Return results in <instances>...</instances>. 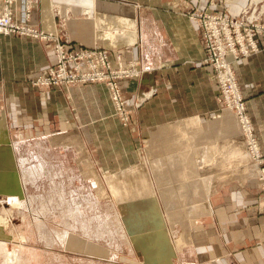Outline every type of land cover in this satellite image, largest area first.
I'll use <instances>...</instances> for the list:
<instances>
[{
	"label": "crops",
	"instance_id": "crops-1",
	"mask_svg": "<svg viewBox=\"0 0 264 264\" xmlns=\"http://www.w3.org/2000/svg\"><path fill=\"white\" fill-rule=\"evenodd\" d=\"M212 2L214 7L206 0H15L13 17L74 48L104 49L114 67L119 60L139 71L140 77L120 82L129 123L142 121L141 136L134 139L144 144V156L134 151L127 166L132 173L127 202L135 219L133 234L137 230L140 236L154 239L159 234L164 239L175 229L177 235L185 233L186 239L179 236L176 247L167 251L181 264H264L259 167L244 156L239 123L225 109L212 69L201 63L199 31L188 16L207 6L237 17L248 0ZM52 5L60 8L64 21L57 23ZM55 63L53 43L0 35V172L17 187L23 186L24 133L14 131L11 123L23 124L25 111L35 121L62 114L72 122L69 108L80 123L75 110L81 109L85 95L106 91L100 84L63 86L54 92L25 84L26 78ZM232 68L264 158V55L239 59ZM43 98L48 103L42 105ZM142 98L141 106L134 105ZM96 161L92 164L98 171L120 174L128 169ZM117 185L110 180L106 184L113 189ZM177 243L186 247L185 254ZM163 257L164 252L151 251L150 264H164Z\"/></svg>",
	"mask_w": 264,
	"mask_h": 264
},
{
	"label": "rangeland",
	"instance_id": "rangeland-1",
	"mask_svg": "<svg viewBox=\"0 0 264 264\" xmlns=\"http://www.w3.org/2000/svg\"><path fill=\"white\" fill-rule=\"evenodd\" d=\"M51 13L57 23L64 21L65 18L62 20L59 16L58 6L52 5ZM134 71L133 78L141 76L136 66ZM24 82L32 87L29 78ZM104 88L102 96L94 92L85 95L86 100L79 105L81 109L75 110L80 123L72 108H69L72 122L62 114H48L35 121L25 111L23 124L11 123L14 131L24 133L23 186L17 187L10 177L7 181L0 172V264H150L151 251H159L162 255L164 252L161 258L167 259L164 264H181L167 251L176 247L179 236L186 239L185 233L177 235L175 229L173 235L164 236V239L159 234L154 235V239L149 234L140 236L137 230L133 234L135 219L127 202L132 173L127 166L134 151L137 150L141 158L144 156V144L134 139L135 135L141 136L142 121L135 118L129 123V105L124 100V111L129 116L124 123L110 99L108 88ZM34 89L54 92L61 88ZM144 99L134 105L141 106ZM40 101L43 105L49 100ZM28 105L25 107L32 109V104ZM244 156L253 163L246 149ZM95 161L111 164L115 169H128L120 174L102 172L94 169L92 162ZM253 164L259 167L258 184L264 206L259 182L261 165ZM122 175L126 177L124 181L118 179ZM108 180L118 185L110 188L106 186ZM13 199L18 201L17 206L10 204ZM177 245L185 254L186 247ZM183 258L186 259L185 255Z\"/></svg>",
	"mask_w": 264,
	"mask_h": 264
},
{
	"label": "built area",
	"instance_id": "built-area-1",
	"mask_svg": "<svg viewBox=\"0 0 264 264\" xmlns=\"http://www.w3.org/2000/svg\"><path fill=\"white\" fill-rule=\"evenodd\" d=\"M14 1L0 0V35L54 44L56 63L47 67L38 77L29 78L32 88L105 85L117 114L127 123L129 116L124 111L125 101L120 82L133 78L134 66L125 67L117 60L114 67L109 53L104 49L74 48L68 42H60L53 34H44L26 24L18 23L13 17ZM26 1L28 3L30 0ZM206 2L214 7L212 0ZM29 12L27 8L25 21L29 18ZM189 18L196 23L199 31L203 50L202 65L212 69L224 106L238 120L240 134L246 144V155L253 163L261 165L259 182L264 201V158L259 152L246 112V103L232 69V63L239 59H247L256 53L264 54V0H249L237 17H230L225 12H211L206 6L190 12Z\"/></svg>",
	"mask_w": 264,
	"mask_h": 264
},
{
	"label": "bare ground",
	"instance_id": "bare-ground-1",
	"mask_svg": "<svg viewBox=\"0 0 264 264\" xmlns=\"http://www.w3.org/2000/svg\"><path fill=\"white\" fill-rule=\"evenodd\" d=\"M17 202H18L17 200L13 199V200L10 201V204H12V206H17V204H16ZM18 205H20V204H18ZM0 222H2V221H0Z\"/></svg>",
	"mask_w": 264,
	"mask_h": 264
}]
</instances>
